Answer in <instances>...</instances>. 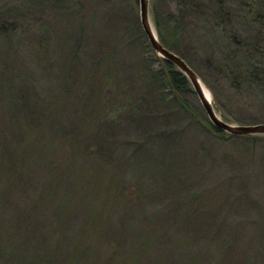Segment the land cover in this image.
<instances>
[{"label": "rangeland", "instance_id": "rangeland-1", "mask_svg": "<svg viewBox=\"0 0 264 264\" xmlns=\"http://www.w3.org/2000/svg\"><path fill=\"white\" fill-rule=\"evenodd\" d=\"M222 1L232 14L223 20L216 0H151L150 16L155 7L181 22L182 52L222 117L264 122V82L247 75L245 58L254 50L233 41L259 39L264 47V22L241 0ZM138 14V0H0V21L16 27L0 37V66L17 97L31 106L63 102L61 123H81L84 131L82 154L64 170L56 167L66 148L30 144L10 176L0 171V264H264V139L220 137L169 88L171 98L161 97L143 64L153 52L145 49ZM64 39L80 47L84 73L98 65L86 75L84 99L74 72L63 94L58 63L66 53L57 46ZM100 49L112 56L107 64ZM254 59L264 66L263 56ZM117 75L118 93L111 81ZM183 96L205 114L194 91ZM122 101L116 120L104 123L102 112ZM19 113L31 120L28 110ZM11 115L0 106L1 121ZM89 143L98 151L89 154ZM96 157H110L111 169L84 177L85 162ZM4 159L0 153V164ZM10 159L19 161L18 152ZM109 199L101 225L93 226L89 219Z\"/></svg>", "mask_w": 264, "mask_h": 264}, {"label": "trees", "instance_id": "trees-1", "mask_svg": "<svg viewBox=\"0 0 264 264\" xmlns=\"http://www.w3.org/2000/svg\"><path fill=\"white\" fill-rule=\"evenodd\" d=\"M137 1V0H134ZM245 7L248 8V13L251 15V17L255 21H259L261 23L264 22V0L262 3H259V0H250L248 2L247 0H241ZM261 1V0H260ZM151 3V0H150ZM217 5V13L221 20L225 19L226 16L228 18L232 15L230 13V10L228 7L224 5V2L222 0H216ZM258 7V8H257ZM73 8H76L78 11V14L82 11V3L80 4L79 1L73 6ZM257 9V10H256ZM71 12V10H69ZM153 23L157 30L158 36L162 44L167 47L168 49L172 50L179 56L183 58L189 64V66L195 70L197 74H199L194 65L184 56L181 48V42H182V31H181V22L176 19L171 13H168L166 15H162L155 7H153ZM47 23H42L41 27H47ZM16 30V27L14 24H9L8 22H1L0 21V37H10L13 36L14 32ZM141 35L144 36L143 32L141 31ZM132 36H134V33L132 32ZM145 37V36H144ZM146 39V38H145ZM236 44H246L249 45L250 48L254 51L249 52L246 56V61L249 62L248 65L249 68L247 70V75L249 77H252L254 80L264 82V66L262 64H258L257 62L260 61V59H254L258 57L260 54L264 58V47H261L259 45V39L256 41H250V42H244L238 39L233 40ZM145 43V49H147L149 52H153L150 48L149 44L147 43V40L144 41ZM61 47L64 48V52L66 53L64 55V58L66 60H63V62L58 63L60 74L62 75L64 87L62 88L63 94L66 95L67 91L66 88L68 87L69 83H65L64 79H67L69 74L76 73L78 74L79 81H83L79 87L80 89L78 92L80 93L79 97L81 99H84V97L87 95V76L88 74H94L97 66L96 64L93 65L89 71L85 72L82 70L81 62L79 59V52L80 47L77 46L75 49H70V42L67 40H63L62 42H59V45L57 46V50ZM261 47V48H260ZM100 53V59H102L105 64L108 63L110 59H112L111 55H105V52H103L102 49L99 50ZM107 59V60H106ZM57 62L53 63L52 65H55ZM76 63V64H75ZM143 64L148 69L149 73L151 74L152 78L154 79L155 84L158 86L160 96L163 98H171L170 93L172 94V98L179 102V104L187 109L188 114H190L192 117L196 118L197 120H204L206 127H208L209 130L214 131L218 136L220 137H234L238 139H249V140H259L264 139V134H248V135H234L225 131H221L216 129L208 120L205 114L201 113V110L195 109L192 106H187L185 102V98L183 96L184 93H191L193 92V89L191 88V84L188 81V79L185 77L184 74H182L172 63L160 59L156 57V55L153 52V56H147L143 60ZM153 64H157V66L154 67ZM6 66L1 65L0 66V106L4 108V112H9L10 114H14V116H10L9 120H2L4 122V125L0 118V153H4V162L0 164V171L1 172H7L10 176L12 171L18 167V165L21 164L22 156L25 154V146H29L30 144H34V146L41 147H64L66 148V156L62 161L57 165L58 170H64L65 168L70 167L72 164L76 163L78 161L79 154H82L81 148L79 146L81 145L80 142L83 137V124L75 122L74 124H71L70 126H64L61 121L60 117L57 115L62 110L63 102L59 100H55L53 103H50V105L45 104H39L34 101H29V98L21 99L18 98L16 95V92L14 88L11 86V77H9L6 74ZM102 76H107L106 72H102ZM201 76V74H199ZM239 75V74H238ZM237 75V76H238ZM236 76V77H237ZM236 83L238 84L240 82V78H236ZM203 79V77L201 76ZM118 75L117 78L113 77L111 79L112 83L117 89V93L119 92L120 83L118 81ZM204 81V79H203ZM237 86H234V88H237ZM170 89V93H167L165 90ZM15 92V95H14ZM213 94V93H212ZM214 97V94H213ZM215 104L217 106L218 111V101L214 97ZM127 104L122 101L120 104H115L111 106L109 109L102 112V118L104 120V123H111L116 120L117 113L121 112V109L123 106ZM26 106V107H24ZM24 109L28 110V112H31V120L28 118H24L22 114L19 113L24 111ZM123 112V111H122ZM33 117V118H32ZM240 122V121H237ZM244 123V122H242ZM254 123V122H251ZM40 127H48L51 130L53 129L55 132L54 138L51 140L50 136H46L48 134L47 131L41 132ZM8 128L7 131H5ZM11 130L14 131V133L11 132ZM20 130V131H19ZM19 133H16L18 132ZM41 132V133H40ZM35 136L37 139H35ZM78 149V150H77ZM87 149L89 154L97 152L96 145H91V143L86 144L85 148ZM26 150V149H25ZM86 151V150H85ZM95 151V152H94ZM14 152H18L20 156V160H13L10 159L11 155ZM99 154V153H98ZM100 155V154H99ZM111 163L110 157L105 158L103 160H100V158H97L93 160V164L88 167V165L91 164V162L86 163L87 166L84 167L85 171L83 172L84 177L93 176L94 172H90L91 169L101 168L102 170H106V167L110 170L111 169ZM109 164V165H108ZM87 168V169H86ZM78 170V167H77ZM79 171V170H78ZM90 172V173H89ZM107 171L103 174V178L106 176ZM52 177V175H50ZM49 177V179H50ZM106 184V183H104ZM109 184L106 187H103L104 190H107ZM4 192V191H3ZM114 194V193H112ZM114 196V195H113ZM113 201L109 199L106 202L102 203V207L98 208L96 206L97 212L95 213L93 219H89V222L93 224V226H96L97 223L101 225V221L103 219V215L105 213V210L107 209L108 202ZM97 225V226H99ZM146 238H139L138 242H141L142 244L146 242ZM137 242V243H138Z\"/></svg>", "mask_w": 264, "mask_h": 264}, {"label": "water", "instance_id": "water-1", "mask_svg": "<svg viewBox=\"0 0 264 264\" xmlns=\"http://www.w3.org/2000/svg\"><path fill=\"white\" fill-rule=\"evenodd\" d=\"M138 8L140 27L150 48L156 57L172 63L185 75L210 123L216 129L234 135L264 134V122L242 123L229 121L222 117L217 109L211 90L201 76L181 56L165 47L160 41L150 16V0H138Z\"/></svg>", "mask_w": 264, "mask_h": 264}]
</instances>
